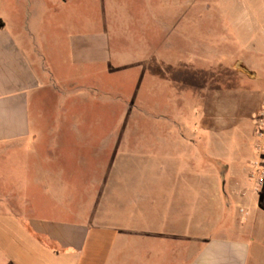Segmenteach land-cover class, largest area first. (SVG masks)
<instances>
[{"label": "rangeland", "instance_id": "1", "mask_svg": "<svg viewBox=\"0 0 264 264\" xmlns=\"http://www.w3.org/2000/svg\"><path fill=\"white\" fill-rule=\"evenodd\" d=\"M257 1L245 0L243 6L255 11L263 2ZM1 5L0 0V13ZM240 5L226 0H70L54 14L43 13L41 26L57 33L38 35L39 41L98 37L104 57L84 67L51 57L59 73L73 78L66 87L72 98L60 109L42 107L43 123L59 126L44 132L28 152L39 159L26 163L24 179H3L7 187L28 191L11 195L27 206L20 212L88 220L94 227L90 248L100 253L116 234L145 233L146 221L155 232L163 226L184 228L187 236L199 230L203 236L233 232L243 221L242 205L236 206L225 190L228 165L214 161L210 140L232 133L248 137L250 119L257 114L259 99L247 94L243 68L213 65L235 58L241 42L261 38L260 28L247 34L250 14ZM254 86L258 90L264 81ZM254 156L245 165L248 172ZM38 160L55 175L35 177L32 164ZM250 182L254 192L264 185L255 190ZM125 239L117 242V264H146L142 239L134 238L133 245ZM154 259L167 264V252L159 249Z\"/></svg>", "mask_w": 264, "mask_h": 264}, {"label": "crops", "instance_id": "2", "mask_svg": "<svg viewBox=\"0 0 264 264\" xmlns=\"http://www.w3.org/2000/svg\"><path fill=\"white\" fill-rule=\"evenodd\" d=\"M69 1L1 0L0 264H117V242L122 236H126L128 239L125 240L131 245L135 242L134 238L142 239L147 252L146 264H159L154 259V253L159 249L167 252V264H179L181 259V264H264V185L254 192L245 167L254 156V116L250 119L252 128L248 137L242 139L237 133H232L225 138L210 140V154H213L214 161H224L228 165L225 177L229 180L225 190L235 199L236 206H243L239 211H245H240L243 221L235 223L233 232L203 236L199 230L187 236L184 228L168 229L164 226L155 232L153 223L146 221L145 233L131 230L116 234L100 253L90 248L89 240L94 238V227L88 220L73 221L20 212L27 206L24 201L16 202L11 195L26 194L28 191L23 187H7L3 179L11 175L18 182L24 179L26 163L39 159L38 155L28 152H32L31 149L39 143L44 132L49 130V133H53L59 126L57 121L48 125L43 123L42 107L60 109L70 100L68 98H72L67 94L66 87L73 85V78L59 73L51 57L56 55L60 60L63 57L64 64L81 67L90 60L104 57L101 53L104 42L98 37L71 35L69 39L64 38L62 43L39 41L38 35L57 33L53 27L41 26L39 19L43 13L54 14ZM226 1L242 3L240 6L247 8L243 6L245 0ZM255 8V11L253 8L251 11L246 9L252 25V30H248L247 34L260 28L257 33L261 38L253 43L241 42V47L237 49L239 54L233 56L235 58L216 61L213 65L226 68L241 66L242 78L249 87L246 92L249 96L258 97L259 107L264 86L256 90L254 85L264 81V0L262 5ZM255 12L259 15L256 20ZM226 51L231 50L228 48ZM51 145L54 143L51 142ZM39 161L32 164L35 177L47 179L55 175ZM45 188V193H49V187ZM150 254L152 257L148 258Z\"/></svg>", "mask_w": 264, "mask_h": 264}, {"label": "built area", "instance_id": "3", "mask_svg": "<svg viewBox=\"0 0 264 264\" xmlns=\"http://www.w3.org/2000/svg\"><path fill=\"white\" fill-rule=\"evenodd\" d=\"M254 124V158L249 165V178L254 189L258 190L264 184V98L253 120ZM241 212H245L240 209Z\"/></svg>", "mask_w": 264, "mask_h": 264}]
</instances>
